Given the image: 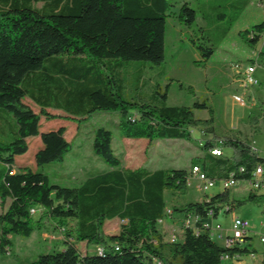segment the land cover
<instances>
[{"label": "trees", "instance_id": "16d2710c", "mask_svg": "<svg viewBox=\"0 0 264 264\" xmlns=\"http://www.w3.org/2000/svg\"><path fill=\"white\" fill-rule=\"evenodd\" d=\"M239 2L247 7L251 0H235L236 8ZM173 6L171 0H0L1 205L10 199L0 213L2 256L10 254L14 235L29 237L36 224L41 226L42 216L34 220L33 207L61 225L75 219V230L66 232L62 250L39 254L21 264H222L224 253L244 256L257 252L218 243L201 221L194 228H185L180 241H166L158 227L169 214L165 193L186 194L189 171L126 167L115 153L112 131L104 126L96 128L92 150L109 165L107 170L87 177L77 187L53 184L48 174L38 170L62 160L72 145L64 125L40 130L41 114L52 117L48 108L63 110L73 119L101 110L119 111L116 126L127 138L190 139L191 131L199 128L210 138L200 143L204 153L192 164L201 165L214 180L227 179L233 173L237 178H249L264 163V156L247 135L243 138L240 132L217 130L215 110L205 101L170 106L167 86L162 89L156 83L150 93L145 91V64L159 65L165 59L166 22ZM179 18L192 27L197 10L184 2ZM263 33L264 21L245 30L243 36L254 47ZM205 39L197 42L193 37L191 42L207 61L215 49L206 44L210 38ZM258 58L264 65V53ZM133 62L138 66L128 86L125 68ZM25 97L40 113L23 101ZM194 109H208L210 116L198 118ZM9 114L16 123L12 136L4 138L1 125ZM261 120L264 104L260 114L248 117L253 133L261 131ZM32 137L42 141L34 155V169L17 160L29 150ZM217 147L223 151L221 156L211 153ZM225 149H231L232 155H225ZM245 189L248 193L240 197L224 189L170 208L174 214L193 213L207 219L221 211L232 213L248 202L264 204V194ZM114 218L123 221L120 231L107 235L104 224ZM79 242L95 246V252L88 248L81 252ZM97 247L103 252H97Z\"/></svg>", "mask_w": 264, "mask_h": 264}, {"label": "rangeland", "instance_id": "374dc122", "mask_svg": "<svg viewBox=\"0 0 264 264\" xmlns=\"http://www.w3.org/2000/svg\"><path fill=\"white\" fill-rule=\"evenodd\" d=\"M171 1L174 6L166 22L165 59L159 65L145 64L143 74L146 81L145 91L150 93L156 83H161L162 89L167 86V104L170 106H190L195 101H205L215 110L217 130L240 132V136L244 138L250 128L247 125L251 114L249 102H253V99L247 96L249 88H245L244 75L247 67L254 64L252 59L255 51L244 38L243 33L253 25L264 21V0H251L247 7H243L239 2L238 8L235 7V0ZM184 2H188L197 10V18L192 27L187 26L179 18V10ZM219 14L225 16L218 18ZM234 17L236 18L231 22ZM199 27H204V30L201 31ZM226 28L229 29L224 34ZM207 36L210 41L206 44L212 45L215 52L205 61L191 42V38L194 37L197 42H205ZM137 63L133 62L125 68L128 86L137 69ZM258 95L262 96L264 102V95L259 92ZM23 101L40 113V108L28 97ZM47 111L52 117L47 118L41 114L40 130L46 131L64 125L67 129L65 137L72 145L62 160L44 164L38 170L48 174L51 183L66 187H77L87 177L109 168V165L92 150L94 133L99 126L112 131L115 153L123 158L126 167H145L151 171L161 168L166 170L184 168L189 171V175H193L192 162L204 153L200 143L210 138V135L204 134L199 128L191 131L190 139L165 138L150 141L147 138H127L121 135L116 126L120 120L119 111L101 110L86 118L76 119L69 118L63 110L49 108ZM194 113L198 118L210 116L208 109H194ZM9 115V118L3 119L4 125H1L5 129L2 132L4 138L12 136L10 132L16 123L14 116ZM262 135L264 136V132ZM29 143V150L24 155L18 156L17 160L22 166L34 169L36 168L34 155L38 145H42V141L39 137H32ZM224 154L231 156L232 150L225 149ZM195 183L197 182L189 186L186 194L167 190L165 193L167 210L173 204L188 200L199 201L205 194L213 195L224 190L221 181L206 192L199 191ZM243 186L231 187L229 191L233 196L240 197L248 193ZM256 192L264 194V188ZM9 203L10 199L4 207L0 203V213L7 209ZM234 215L250 220L253 240L249 246L261 249L263 244L260 242V235L264 234V204L248 202L236 207L232 213L221 211L208 221L213 227L221 224L225 230L230 227ZM40 216H42L41 226L38 227L36 224L29 237L21 235L12 237L11 252L5 256L9 261H1L0 264H21L37 258L39 254L63 249L62 241L66 238V232L69 230L74 233L76 220L68 219L65 225H61L40 209L33 215V219L38 220ZM122 223L119 218L108 219L104 224V233L107 235L118 233ZM158 227L166 241H171L175 235L178 238L183 237L181 214L171 217V214L166 213L164 222ZM216 241L223 243L221 240ZM78 247L81 252H86L87 248L89 252H95V246L87 245L85 242H79ZM261 256V253L254 258L244 255L235 264H260Z\"/></svg>", "mask_w": 264, "mask_h": 264}, {"label": "built area", "instance_id": "2783aa9c", "mask_svg": "<svg viewBox=\"0 0 264 264\" xmlns=\"http://www.w3.org/2000/svg\"><path fill=\"white\" fill-rule=\"evenodd\" d=\"M256 66L250 65L247 67L244 75V82H245V88L248 86H254L258 85L259 81L255 77L254 72H255ZM241 102L244 103L243 100H240ZM219 148V147H217ZM222 150L221 148H219ZM218 181H221L223 189H230L231 187L235 186H241L244 185V188H251L252 192H256L261 188H264V163H260L257 165L255 170L252 172V175L249 178H237L235 177L234 173L227 179L223 180H214L209 178L205 171L203 170L202 166L198 164V170L195 175H188L187 176V184L190 186L194 182L197 189L199 191L206 192L209 190L211 187L215 186ZM171 209V208H170ZM37 212L36 208H31V213L35 214ZM176 214L173 213L171 209V217L175 216ZM183 218V227H182V236L184 233L185 228H194L197 225L198 221H201L202 225L204 228H207L209 230L210 235L215 239V240H221L224 246L226 247H250L251 242H248L246 240L247 237L251 236V224L250 221L247 218L240 217L234 215L232 217V221L230 224V227L228 229H223L221 224H217L215 227H213L208 219L212 218L213 216L207 218V219H202L200 216L197 214H181ZM212 215V212L210 213ZM160 224L164 222V219H161ZM225 232V233H224ZM182 238H178L177 235L173 236L171 241H180ZM260 241L264 242V235H260ZM249 243V244H247ZM96 250H102V247H97ZM255 253H250L249 255H254ZM263 261H264V253H263ZM242 256L238 253L235 254H228L224 253L222 256V261L225 262L226 264H235L236 262H239L241 260Z\"/></svg>", "mask_w": 264, "mask_h": 264}, {"label": "crops", "instance_id": "0c3cea01", "mask_svg": "<svg viewBox=\"0 0 264 264\" xmlns=\"http://www.w3.org/2000/svg\"><path fill=\"white\" fill-rule=\"evenodd\" d=\"M254 51H255V55L253 58L255 60L254 65L256 66L254 75L258 79L259 83H258V85L248 86L249 90L247 91L248 92L247 96L249 98L253 99V102H249V109H250L251 113L260 114L261 113V105L264 104V102H263L262 96L258 95V92H259V94L264 95V65L260 64L258 54L264 53V33L261 35L259 42L254 46ZM256 86H257V88H256ZM257 104H258V108L256 109ZM259 125L262 128L260 133L254 135V133L251 131V128H249L248 133H246L245 136L247 135L249 139H252L253 147L256 149V151L259 153V155L264 156V142H262V140H264V136L262 135V132H264V121L261 120ZM252 134L254 135V138H253ZM261 235H264V234H261ZM251 236H252V233H251ZM252 240L253 239H251V242H252ZM260 242H262V241H260ZM262 244H263V246L261 249H258L255 246H253L252 248H255L257 250V252L254 255H247V256L254 258L258 253H261L263 255V253H264V242H262ZM0 261L8 262L9 259L6 258L5 256H0ZM260 264H264L263 256H261Z\"/></svg>", "mask_w": 264, "mask_h": 264}, {"label": "bare ground", "instance_id": "6f19581e", "mask_svg": "<svg viewBox=\"0 0 264 264\" xmlns=\"http://www.w3.org/2000/svg\"><path fill=\"white\" fill-rule=\"evenodd\" d=\"M211 153L213 155H216V156H221L223 154V151L220 150L219 148H214V149L211 150ZM197 170H198V164L193 165L192 169H191L192 174L195 175V173H197ZM168 212H169V214H171V209H168ZM97 252L102 253L103 251L102 250H98Z\"/></svg>", "mask_w": 264, "mask_h": 264}]
</instances>
